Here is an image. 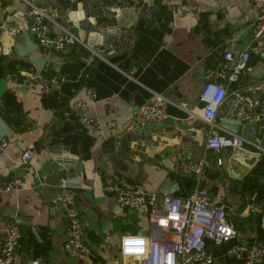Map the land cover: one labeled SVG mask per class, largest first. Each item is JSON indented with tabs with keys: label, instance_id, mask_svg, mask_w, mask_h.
I'll list each match as a JSON object with an SVG mask.
<instances>
[{
	"label": "crops",
	"instance_id": "0c3cea01",
	"mask_svg": "<svg viewBox=\"0 0 264 264\" xmlns=\"http://www.w3.org/2000/svg\"><path fill=\"white\" fill-rule=\"evenodd\" d=\"M190 1L196 5L192 11L186 9ZM37 4L54 17L58 5L62 4V9L69 5L68 0H38ZM254 14V0H153L122 48L104 53L100 45L106 59L98 55L90 58L94 46L84 39L61 51L40 47L48 53L47 67L41 69L67 76L58 90L49 93L24 84L23 75L37 69L28 56L12 50L8 54L0 52V116L9 127L2 137L7 145L0 151V264L5 229L12 221H17L22 232L14 264H33L36 259L38 264H143L138 255L121 254L120 238L127 232L148 231L151 223L147 211L119 203L103 189L104 175L111 173L152 191L167 179L175 186L174 193L187 194L196 185V177L178 172L176 162L204 153L207 161L200 184L208 189L211 199L225 202L227 216L238 231L237 240L260 242L264 237V153L252 159L244 153L230 157V150L217 153L207 148L209 126L192 113L199 112L203 104L200 95L206 68L222 64L226 51L237 53L248 45ZM32 34L38 42L37 34ZM229 87L263 97L264 57L251 53L246 69ZM5 92L10 94L8 101L3 98ZM153 92L169 97L167 116L136 127L134 109ZM80 98L88 101L85 113L97 117L98 128L89 129L76 115H67L72 102ZM235 101L228 95L217 112L235 113ZM176 129L190 134L174 135ZM144 130L163 134L153 133L156 143L148 145L145 152L135 151V158L142 160L143 166L131 165L127 174V164L104 152V143L116 133L119 149L124 138L129 140L132 134ZM238 133L264 148V125L243 122ZM136 143L130 142L132 152ZM55 147L76 155V185L69 187L92 249L90 256L64 249L67 219L54 200L59 190L56 183L63 177L49 163ZM243 148L256 151L249 143ZM26 149L33 152V157L23 163L21 154ZM218 156L221 163H217ZM140 170L142 174L136 178ZM14 176L21 177V187L5 190V183ZM247 197L259 209L242 216L240 210ZM205 242L214 254L213 264H247L226 253L227 243L214 245L207 237Z\"/></svg>",
	"mask_w": 264,
	"mask_h": 264
},
{
	"label": "built area",
	"instance_id": "2783aa9c",
	"mask_svg": "<svg viewBox=\"0 0 264 264\" xmlns=\"http://www.w3.org/2000/svg\"><path fill=\"white\" fill-rule=\"evenodd\" d=\"M27 2L29 6L25 13L32 17L29 29L37 34L40 47L61 51L67 45L83 43L78 34L58 23L44 6L29 0ZM254 6L255 14L250 25L251 39L248 45L237 53L226 51L222 64L206 68V83L200 95L203 104L199 112H192L208 124L206 147L217 153L244 147L245 143H249L260 155L264 153L260 144L248 140L241 133L224 128L217 120L219 105L231 94L236 100L235 113L243 122L264 125V95L259 97L247 90L229 87L246 69L251 53L264 57V0H254ZM195 7L194 1L186 5L189 11ZM57 27L59 29L56 30ZM9 32L19 34L20 28L9 27ZM94 55L106 59L102 49L91 48L90 58ZM66 79L67 76L63 73H46L42 69L30 70L23 75L25 85H36L44 93L58 90ZM169 101L166 94L153 92L134 109L133 124L143 128L148 123L166 118L165 106ZM87 106L86 99H76L66 113L68 116L76 115L87 128L96 129L99 121L95 116L86 115ZM6 145L7 140L0 138V151ZM32 157L33 152L30 149L21 154L23 163H27ZM206 161L204 153L196 158H183L176 162L175 168L178 172L194 175L197 180L196 185L182 195L174 192L158 193L139 184H130L111 173L104 175L103 189L122 205L132 209H146L151 223V228L146 232H127L121 236L120 252L123 256L138 255L142 257L143 264H213L214 254L205 242L207 237L214 245L227 243L226 253L243 259L247 264H261L264 261V237L255 244L237 240L238 231L227 216L225 202L211 199L208 189L200 184ZM221 162L222 157L218 156L217 163ZM21 185V177L14 176L5 183L4 189L13 191ZM56 185L59 190L54 200L63 209L68 226L64 249L74 255L90 256L92 249L78 214L75 194L64 178L58 180ZM258 209L259 205L247 197L240 215H252ZM21 235L17 221L7 225L1 245L3 264H14L17 261ZM32 263L38 264L39 260H33ZM95 264L102 263L98 261Z\"/></svg>",
	"mask_w": 264,
	"mask_h": 264
},
{
	"label": "water",
	"instance_id": "95a60500",
	"mask_svg": "<svg viewBox=\"0 0 264 264\" xmlns=\"http://www.w3.org/2000/svg\"><path fill=\"white\" fill-rule=\"evenodd\" d=\"M29 1L38 3V0ZM68 3V9H62V4L57 6L58 15L55 20L62 26L71 28L73 32L91 43L95 48L102 45L104 53H110L126 44L127 39L133 35L138 20L146 15L153 4V0H123L113 3L108 2V0H68ZM28 6L27 0H2L0 4V52L8 54V51L12 50L16 55L28 56L36 68L41 69L47 67L48 53L42 51L38 42L33 39V34L29 29L32 17L25 13ZM13 22L20 28V34L9 32L8 24ZM218 108H221V104ZM217 116L219 123L224 128L233 132L241 131L243 121L236 113L231 111L224 114L219 111ZM8 128L0 116V138L8 131ZM171 128L173 130L174 126ZM145 131L132 134L129 140L124 138L120 142L121 148L119 149L116 148V133L109 136L104 143V152L113 154L118 161L127 164L128 167L125 170L127 174L131 165L143 166V161L135 158V151L145 152L148 145L152 146L156 143L152 140L153 133L163 134L161 131ZM186 132L190 134V131L176 129L174 135L185 134ZM132 140L137 142L136 150L133 152L130 150ZM240 153H244L252 159L260 156L259 152L243 147L230 150L228 156L234 157ZM75 156L68 149L55 147L49 161L52 169L55 172H60L62 177L67 180L68 185H76L73 179L77 174ZM130 170L132 172L133 167ZM141 174L142 170L138 171L136 178H139ZM174 191L175 186L169 184V180L165 179L156 192Z\"/></svg>",
	"mask_w": 264,
	"mask_h": 264
},
{
	"label": "trees",
	"instance_id": "16d2710c",
	"mask_svg": "<svg viewBox=\"0 0 264 264\" xmlns=\"http://www.w3.org/2000/svg\"><path fill=\"white\" fill-rule=\"evenodd\" d=\"M1 62H2V58L0 57V73L2 72ZM3 98H4V100L8 101L9 98H10V94L8 92H5L4 95H3Z\"/></svg>",
	"mask_w": 264,
	"mask_h": 264
}]
</instances>
